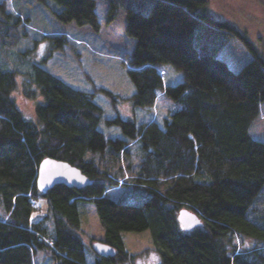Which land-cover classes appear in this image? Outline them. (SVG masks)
<instances>
[{
	"label": "trees",
	"instance_id": "trees-1",
	"mask_svg": "<svg viewBox=\"0 0 264 264\" xmlns=\"http://www.w3.org/2000/svg\"><path fill=\"white\" fill-rule=\"evenodd\" d=\"M45 3L47 0H43ZM62 21L101 27L97 0H55ZM145 12L140 7L149 5ZM203 0H111L110 18L127 9L126 32L135 39L129 76L136 106L155 104L164 92L180 106L164 120L137 124L106 118L94 93L72 86L40 64L25 79L0 66V264H35L45 250L54 264H120L131 253L123 232L149 228L160 264H264V140L251 124L264 100V55L227 19L201 8ZM29 17L0 1V36L14 34ZM54 48L66 34L48 35ZM238 40L242 45L236 41ZM171 63L184 80L164 85L158 66ZM40 97L28 117L14 96ZM110 92V91H107ZM125 136H110L101 121ZM47 156L78 166L93 182L82 187L37 184ZM112 188L137 189L136 202ZM94 203L104 236L87 242L80 205ZM182 208L203 225L184 229ZM235 237L252 245L239 250ZM116 249L98 252L94 241Z\"/></svg>",
	"mask_w": 264,
	"mask_h": 264
},
{
	"label": "rangeland",
	"instance_id": "rangeland-1",
	"mask_svg": "<svg viewBox=\"0 0 264 264\" xmlns=\"http://www.w3.org/2000/svg\"><path fill=\"white\" fill-rule=\"evenodd\" d=\"M2 1V0H0ZM8 11L22 18L29 17L20 28V39L14 43V34L0 36V66L15 70L21 83L34 64H40L72 86L94 93L95 101L104 109L105 117L121 116L134 119L137 124L156 120L164 125V120L179 104L163 89H160L155 104L136 106L131 96L136 91L128 70L135 39L126 32L127 9L119 5L116 15L110 18L111 0H97V12L101 27L96 30L88 24L79 25L75 21H62L53 12L61 6L55 0H3ZM152 3L140 7L147 12ZM218 19H227L244 32L254 43L258 52L264 55V0H207L201 8ZM66 34L69 42L63 48H54L48 35ZM239 45H243L236 40ZM163 75L164 85L176 84L184 80V72L171 63L158 66ZM110 91V92H107ZM19 107L28 117H34V108L40 97L26 98L20 85L14 92ZM259 116L251 124L255 138L264 140V100L261 101ZM99 128L110 136H125L117 124L101 121ZM109 194L119 200L136 202L141 199L137 189L112 188ZM81 218L87 242L104 236L97 210L92 202L80 205ZM123 239L131 257L120 264H160L161 255L149 228L141 231L127 230ZM239 250L252 245L248 238L235 237ZM93 256L88 262H94ZM35 264H54L45 250H39Z\"/></svg>",
	"mask_w": 264,
	"mask_h": 264
},
{
	"label": "water",
	"instance_id": "water-1",
	"mask_svg": "<svg viewBox=\"0 0 264 264\" xmlns=\"http://www.w3.org/2000/svg\"><path fill=\"white\" fill-rule=\"evenodd\" d=\"M92 182L93 179L86 175L81 168L66 160L47 156L39 164L37 184L41 190H48L57 183H63L70 187H82ZM178 219L186 230L203 225L202 218L188 208L180 209ZM93 245L98 252L104 254L114 255L116 252L113 246L101 240L94 241Z\"/></svg>",
	"mask_w": 264,
	"mask_h": 264
}]
</instances>
